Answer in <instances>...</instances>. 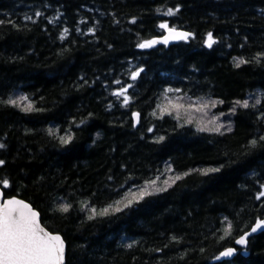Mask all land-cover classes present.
Here are the masks:
<instances>
[{"label": "trees", "instance_id": "obj_1", "mask_svg": "<svg viewBox=\"0 0 264 264\" xmlns=\"http://www.w3.org/2000/svg\"><path fill=\"white\" fill-rule=\"evenodd\" d=\"M0 20V101L27 96L38 109L0 103V180L10 184L0 188L63 237L64 264H264V231L248 238L247 256L217 259L264 219V141L250 146L264 135V60L254 59L264 53V0H0ZM161 22L192 35L139 48L164 34ZM239 58L248 62L237 67ZM135 68L144 71L132 81ZM129 84L125 104L113 93ZM165 95L223 101L207 110L223 134L198 131L201 113L161 118ZM207 168L220 170L198 171ZM167 174L182 178L87 219L82 203L102 208L146 180L162 187ZM64 204L69 212L57 211Z\"/></svg>", "mask_w": 264, "mask_h": 264}, {"label": "snow or ice", "instance_id": "obj_2", "mask_svg": "<svg viewBox=\"0 0 264 264\" xmlns=\"http://www.w3.org/2000/svg\"><path fill=\"white\" fill-rule=\"evenodd\" d=\"M177 12H179V7H177L175 10L169 8L163 14L171 17ZM36 15L39 16L40 13L38 12ZM27 19L31 20L32 17H27ZM7 22L12 23L13 26H15L13 21ZM5 23L6 21L0 20V25ZM132 23H135V20H133ZM158 27L160 29L166 30L168 33L167 36H164L162 39H150L142 41L138 44L139 48H151L157 43L167 44L171 38L187 40L192 35L188 32L178 31L175 27H170L168 22H161ZM65 32H67V29H65ZM61 39H63V35L61 36ZM214 43L215 40L213 39L212 34L209 33L207 36V46L212 47ZM254 59L256 62L264 60V53L257 54ZM246 62L248 61L239 58L236 60V66L239 67L241 64ZM143 71V68H135L131 70L130 79L135 81ZM116 83L119 84L121 82L116 81ZM131 87H133L132 84L127 85V87H122L119 91L114 92L113 95L117 97L123 96L124 103L127 104L130 99L127 95V92ZM173 92L179 93L180 89L169 88L166 90V93ZM185 99H187V104L183 102ZM165 100L166 103L163 105H158V108L161 112V118L165 114L172 116L173 112H175L176 115L174 118L180 120V113L183 111L185 116L188 117L186 119L187 123H192V120L194 119V113L207 115V110L209 108H215L217 104L223 103V101H217L210 98L205 99L203 97L192 99L191 97L185 98L183 96H177L173 99L168 98L166 95ZM0 103H6L13 107H20L21 111L25 112L38 111V109L35 108V105L29 101L27 96H20L18 99L10 98L7 101H0ZM256 103L259 104L260 101L257 100ZM235 105L243 108L249 107L247 100L243 102L236 101ZM253 107H255V105H253ZM232 111L235 112V107L232 109ZM155 114L156 113L154 112L153 115ZM133 115L138 122L139 114L134 113ZM217 120H219V116L213 115L208 121V124L198 126L197 130L201 132L215 131L223 134L220 130L224 127V125L222 123L218 124ZM181 127H183V124H181ZM228 130H231L230 127ZM149 131H151V129H149ZM49 132L50 134H54L51 129ZM58 139L61 144L70 143L72 140L71 132L59 136ZM159 140H163V137H160ZM260 141H264V135H261L259 140H251L250 146L254 148ZM3 147L4 145L0 144V148ZM3 163V161H0V165ZM219 170V168H207L198 171H200L202 175H208L209 173H215ZM166 171H171V168L169 167L166 169ZM185 175H187V173H185ZM181 178L182 177L180 175H175L163 180L162 183L165 185V187L158 186L159 177L146 180L143 185L129 188L121 195L119 199L114 200L112 203L102 208L98 209L95 206H91L90 203H82V208L88 210V220L114 215L123 211L124 209L131 208L134 204L143 200L145 196H150L160 191H166L167 186H170V181L175 182V180H179ZM0 185H2L4 189L10 187L9 181L7 179L0 180ZM261 198H264V185H261V191H259L256 196L257 200H261ZM0 200L3 201L0 203V264H64V241L60 235L53 234L46 230V227L41 223L40 213L33 209L28 203H25L23 200H19L15 197L5 199L4 193L2 191H0ZM71 207L72 206L70 204H64L58 208L57 211L67 213ZM258 230H264V219H257L250 232L242 235L239 239H236L235 243L237 245L245 246L247 243V236L251 235L252 233H256ZM230 234L231 225L229 224L228 228L225 229V237ZM173 240L178 242L175 237H173ZM128 247H132V245L129 244ZM235 254L236 249L228 248L227 250L221 252L217 259H220V257H232ZM233 264H235L234 261Z\"/></svg>", "mask_w": 264, "mask_h": 264}, {"label": "water", "instance_id": "obj_3", "mask_svg": "<svg viewBox=\"0 0 264 264\" xmlns=\"http://www.w3.org/2000/svg\"><path fill=\"white\" fill-rule=\"evenodd\" d=\"M178 31H184V32H188V31H185V30H181V29H177ZM189 33V32H188ZM167 31H165V33H164V35L163 36H161V37H157V38H155V39H162L164 36H167ZM179 41H182V40H180V39H177V38H171V39H169V42L167 43V44H162V43H157V44H155V45H165V46H169V45H171V44H175V43H177V42H179ZM135 118V117H134ZM138 122H137V120L135 119V124H137ZM0 191H2L3 192V190L0 188ZM4 198L5 199H10V198H13V197H8V198H6L5 196H4ZM15 198H17V199H19V200H22V199H20V198H18V197H15ZM24 201V200H23ZM3 201L2 200H0V203H2ZM25 203H28V202H26V201H24ZM29 204V203H28ZM30 206H31V204H29ZM32 207V206H31ZM33 208V207H32ZM34 209V208H33ZM36 210V209H35ZM37 211V210H36ZM40 219H41V215H40ZM41 223H42V221H41ZM43 225V224H42ZM254 225H252V227H253ZM251 227V228H252ZM251 228L249 229V231H247L246 233H249L250 232V230H251ZM46 230L47 231H49L47 228H46ZM262 231H264V230H258L256 233H252L251 235H248L247 236V243H246V245L245 246H241V245H237L236 243H235V245H237V246H239V247H242L244 250H243V254H244V256H246L247 255V252H246V247H247V244H248V238L249 237H252V236H254V235H257V234H259V233H261ZM50 232V231H49ZM52 233V232H51ZM245 233V234H246ZM53 234H58V233H53ZM245 234H243V235H245ZM58 235H60V234H58ZM60 237L63 239V237L60 235ZM241 237V236H240ZM239 237V238H240ZM239 238H237V239H239ZM63 241H64V239H63ZM64 247H65V257H64V263H65V258H66V243H65V241H64ZM231 248H234V247H231ZM228 249V248H227ZM226 249V250H227ZM235 249V248H234ZM225 251V250H224ZM237 252V251H236ZM235 256V255H234ZM234 256H232V257H221V259H224V260H226V259H231V258H233Z\"/></svg>", "mask_w": 264, "mask_h": 264}, {"label": "rangeland", "instance_id": "obj_4", "mask_svg": "<svg viewBox=\"0 0 264 264\" xmlns=\"http://www.w3.org/2000/svg\"><path fill=\"white\" fill-rule=\"evenodd\" d=\"M208 116H210L209 113H207V120L209 121L211 119V116L210 117H208ZM169 177H173V176H170V174L169 175L167 174L166 178H169ZM170 183H171V181H170ZM163 186L165 187V185H163V183H162V187Z\"/></svg>", "mask_w": 264, "mask_h": 264}, {"label": "bare ground", "instance_id": "obj_5", "mask_svg": "<svg viewBox=\"0 0 264 264\" xmlns=\"http://www.w3.org/2000/svg\"><path fill=\"white\" fill-rule=\"evenodd\" d=\"M166 31V30H165ZM165 33V32H164ZM164 35V34H163ZM163 35H161V36H163ZM161 36H159V37H161Z\"/></svg>", "mask_w": 264, "mask_h": 264}]
</instances>
